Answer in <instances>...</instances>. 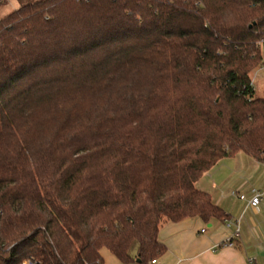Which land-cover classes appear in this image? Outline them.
<instances>
[{
  "label": "trees",
  "instance_id": "1",
  "mask_svg": "<svg viewBox=\"0 0 264 264\" xmlns=\"http://www.w3.org/2000/svg\"><path fill=\"white\" fill-rule=\"evenodd\" d=\"M9 0H0V7ZM0 18V264H149L196 184L264 165V0H14Z\"/></svg>",
  "mask_w": 264,
  "mask_h": 264
},
{
  "label": "crops",
  "instance_id": "2",
  "mask_svg": "<svg viewBox=\"0 0 264 264\" xmlns=\"http://www.w3.org/2000/svg\"><path fill=\"white\" fill-rule=\"evenodd\" d=\"M196 188L209 194L227 218L210 223L194 218L164 224L159 242L166 252L157 264H247L249 258L264 264V165L238 153L221 160ZM234 192L246 200L234 197ZM257 193L262 195L260 206L249 207L248 202ZM238 222L240 238L235 240L236 246H223L236 232Z\"/></svg>",
  "mask_w": 264,
  "mask_h": 264
},
{
  "label": "rangeland",
  "instance_id": "3",
  "mask_svg": "<svg viewBox=\"0 0 264 264\" xmlns=\"http://www.w3.org/2000/svg\"><path fill=\"white\" fill-rule=\"evenodd\" d=\"M9 4L7 6L0 7V18L5 17L12 12H14L18 5L14 2V0H9ZM262 56L264 59V45L262 46ZM255 86L257 90V96L259 98L264 99V60L263 65L259 66L255 71ZM102 256L105 260V264H121L112 254L109 250L103 249L102 250Z\"/></svg>",
  "mask_w": 264,
  "mask_h": 264
},
{
  "label": "built area",
  "instance_id": "4",
  "mask_svg": "<svg viewBox=\"0 0 264 264\" xmlns=\"http://www.w3.org/2000/svg\"><path fill=\"white\" fill-rule=\"evenodd\" d=\"M262 45H264V41H262ZM255 79H256V78H255ZM253 83L255 84L254 79H253ZM232 195H233L234 197H237V196H238L236 192L232 193ZM238 197H239V199L242 200V201H245V200H246V197H245V196H238ZM261 202H262V195H261L260 193H257V194H255V195L253 196V198L248 202V206H249V207H253V208H257V207L260 206ZM236 227H237V228H236V232L234 233V235H233L229 240H227V242L224 243L223 246H225V247H230V248L236 246V244H235V240H238V239L240 238V222L236 223ZM202 232H205V231L203 230ZM25 264H32V263H30V262H26ZM149 264H157V261L154 260V261L150 262ZM247 264H257V263H256V260H255V259H253V258H249V259L247 260Z\"/></svg>",
  "mask_w": 264,
  "mask_h": 264
}]
</instances>
